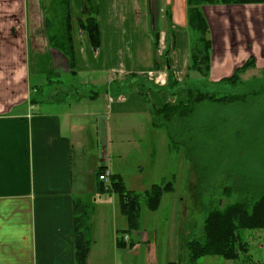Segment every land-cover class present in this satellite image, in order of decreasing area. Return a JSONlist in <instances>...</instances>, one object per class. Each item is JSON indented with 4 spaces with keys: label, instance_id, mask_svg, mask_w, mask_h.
Returning a JSON list of instances; mask_svg holds the SVG:
<instances>
[{
    "label": "crops",
    "instance_id": "1",
    "mask_svg": "<svg viewBox=\"0 0 264 264\" xmlns=\"http://www.w3.org/2000/svg\"><path fill=\"white\" fill-rule=\"evenodd\" d=\"M70 4L75 72L49 43L45 0H0V264H78L82 231L90 241L84 264H186L180 255L160 258L156 242L140 237L145 231L138 240L125 232L127 218L117 196L100 191L98 170L139 193L168 181L175 187L177 173L157 177L161 128L152 109L187 102L188 93L155 87L168 80L156 60L168 51L175 78L194 88L217 87L250 58L256 67L241 76L264 72V3L201 6L212 43L207 79L189 69L187 0H99L97 49L80 27L83 0ZM132 22L140 39L131 40ZM182 168L180 178L191 183L193 172ZM123 236L134 246L120 247ZM198 264L240 263L206 255Z\"/></svg>",
    "mask_w": 264,
    "mask_h": 264
},
{
    "label": "rangeland",
    "instance_id": "2",
    "mask_svg": "<svg viewBox=\"0 0 264 264\" xmlns=\"http://www.w3.org/2000/svg\"><path fill=\"white\" fill-rule=\"evenodd\" d=\"M64 3V0H45V9L49 10L47 14L54 31L65 26ZM128 25L129 29L132 28L131 40L144 35L139 22ZM153 32L150 29L146 37L148 34L152 36ZM159 62L161 71H166L167 66L161 56ZM241 79L245 84H240L234 92L262 87L264 72L252 70ZM201 89L212 91L216 87L203 85ZM80 91L85 93L86 89ZM198 110L196 122L200 126H193L194 149L190 156H187L182 144L177 145L175 151H170L167 131L160 130L156 138L160 149L155 160L160 167L157 177H168L175 172L178 181L173 191L163 194L156 211L146 205L143 194L147 190L144 193L135 191L141 196L143 208L139 229L131 232L138 240L136 233L145 231L147 234L140 233V237L156 242L160 258L180 255L184 263L189 261L186 242L203 237L205 218L212 207L225 208L246 198V195L251 197L264 193V91L263 95L250 99L247 104L210 106L202 103ZM182 165H186L187 172H193L191 183H185L180 178V170H184ZM244 239L249 242V252L241 254L238 262L264 264V229L246 231Z\"/></svg>",
    "mask_w": 264,
    "mask_h": 264
},
{
    "label": "trees",
    "instance_id": "3",
    "mask_svg": "<svg viewBox=\"0 0 264 264\" xmlns=\"http://www.w3.org/2000/svg\"><path fill=\"white\" fill-rule=\"evenodd\" d=\"M66 8L65 26L54 31L51 20L48 17L49 10L46 8V32L50 45L63 53L69 60L70 69L75 72L76 56L72 35V13L70 0H64ZM188 1V25L192 31L191 64L190 71L197 72L203 79L209 77L211 69V49L212 43L209 37V26L202 14L201 6L204 4H234V3H264V0H187ZM83 18L80 19L82 31L88 33L92 46L99 48L101 43V31L98 22L99 0H83ZM169 15H171L169 13ZM160 33L155 32V45L158 50L160 45ZM168 52V51H166ZM166 52L161 55L166 64ZM170 53V52H169ZM164 66V65H163ZM256 67L255 58H250L244 66L238 68L231 77L222 79L216 89L205 91L201 88L191 87L188 83L181 84L173 75L171 67L168 68V80L163 86L156 85L157 89L174 88L175 92L185 90L188 93L187 102L172 103L168 102L162 107L154 106L152 109V122L156 128L165 129L168 132L170 146L176 149L177 145L182 144L187 151V156L192 154L194 149L193 126H200L196 121L198 106L206 103L210 106H228L235 103L247 104L250 99L263 95L264 85L260 88L253 87L245 92L239 93L234 90L240 85L245 84L241 75L248 69ZM162 65L159 58L156 60V69L160 71ZM262 82V81H261ZM232 90V91H226ZM73 91V90H72ZM69 90L68 95H71ZM174 92V93H175ZM174 93H172L174 95ZM199 131V129L197 130ZM101 167L98 171H102ZM101 192L114 193L117 196L122 213L128 221L126 233L139 229L143 203L141 196L134 190L126 187L123 178L112 174L110 184H106L99 179ZM174 190L172 181L155 184L143 195L146 198L147 206L150 210L156 211L164 193ZM227 194H230L227 191ZM84 227V223L78 218L76 229ZM264 229V193L261 195H246L225 208L212 207L207 213L204 225V235L201 239H193L186 242L189 250V261L186 264H198L200 258L206 255H217L227 259L241 260L243 253L249 252V242L244 239V232L258 231ZM124 234V233H123ZM90 241L85 235H76V257L78 264H84L89 251ZM120 247H133L134 242H125L121 238L118 242ZM169 264H180L177 262Z\"/></svg>",
    "mask_w": 264,
    "mask_h": 264
},
{
    "label": "built area",
    "instance_id": "4",
    "mask_svg": "<svg viewBox=\"0 0 264 264\" xmlns=\"http://www.w3.org/2000/svg\"><path fill=\"white\" fill-rule=\"evenodd\" d=\"M111 176H112V172L110 169H103L100 173H99V179L101 181H103L106 184H110L111 182Z\"/></svg>",
    "mask_w": 264,
    "mask_h": 264
},
{
    "label": "water",
    "instance_id": "5",
    "mask_svg": "<svg viewBox=\"0 0 264 264\" xmlns=\"http://www.w3.org/2000/svg\"><path fill=\"white\" fill-rule=\"evenodd\" d=\"M166 56H168V52H166ZM167 65H168V68H170V67H171V66H170V62H169L168 58H167Z\"/></svg>",
    "mask_w": 264,
    "mask_h": 264
}]
</instances>
